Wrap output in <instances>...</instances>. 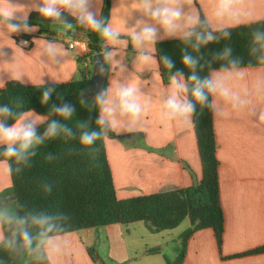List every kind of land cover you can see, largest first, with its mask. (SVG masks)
Listing matches in <instances>:
<instances>
[{
  "label": "clouds",
  "instance_id": "1",
  "mask_svg": "<svg viewBox=\"0 0 264 264\" xmlns=\"http://www.w3.org/2000/svg\"><path fill=\"white\" fill-rule=\"evenodd\" d=\"M241 2L215 0L212 13L216 22L214 26L212 20L190 6L191 0H135L136 7L133 10L139 12L140 18L130 27L126 26L125 19L127 41L122 47L121 30L113 27L111 18L105 20L100 13L102 0H28L24 5L13 0H0V39H10L12 34L34 32L36 27L28 23V15L36 11L42 18L68 30L82 28L96 33L100 38L99 54L105 61H110L121 76L125 71L121 52L129 44L136 53L135 67L140 66L143 70L152 65L158 68L154 55L157 42L177 38L184 46L182 63L190 70V75L185 79L182 71L173 72L171 57H160L159 62L170 73L169 84L160 98L162 120L191 123L197 113V106L215 114L222 111L220 101H223L234 110H249L251 116H258V121L264 122V109L251 107L254 94L264 97V76L255 80L254 93L249 90L237 91L233 86L235 81L245 80L256 65L251 62L244 65L243 59L233 54L230 45H225L210 59L200 54L202 47L217 43L222 38L230 39V29L239 23ZM69 16L75 23L69 21ZM251 36L250 55L259 66H264V29H254ZM21 43L26 46L28 41ZM4 46L0 45V49ZM15 46L23 53L21 46ZM67 56L68 50L61 41L43 40L40 57L46 58L45 64H58L60 58ZM117 56L121 59H116ZM217 61L221 62V66L212 68V64ZM205 68L208 74L201 77L199 72ZM22 76L19 71L11 73V78L21 84L24 83ZM40 87L43 89L41 103L48 104L55 86L45 87V82L41 80ZM142 95L136 83L125 79H117L113 86L99 91L93 100L99 112L95 122L97 128L90 129L87 122L79 124L80 145L91 147L101 138H107L110 132L139 131L152 103L150 96L142 99ZM84 101L82 99L81 104ZM74 111V106L69 103L53 104L47 115H37L32 110L14 111L7 104L0 106V148L3 149L0 155L14 160L17 165L15 172L20 173L24 167H30V161L36 156L39 146L60 136H77L66 124L51 119L56 115L65 121L71 120ZM9 120L14 121L10 126L7 124ZM45 122V131L42 135L38 134V126ZM55 158L51 153L46 157L49 161ZM8 170L12 171L11 165ZM42 187L46 193H51V184L45 183ZM69 219L63 213L24 210L18 201L0 200V248L11 253L13 258L35 253L37 260L51 261L54 256L63 254L71 244L66 235Z\"/></svg>",
  "mask_w": 264,
  "mask_h": 264
},
{
  "label": "crops",
  "instance_id": "2",
  "mask_svg": "<svg viewBox=\"0 0 264 264\" xmlns=\"http://www.w3.org/2000/svg\"><path fill=\"white\" fill-rule=\"evenodd\" d=\"M13 2L24 5L28 0ZM214 2L191 0L190 6L199 10L202 16H207L215 26L212 16ZM135 7V0H110L108 20L111 18L113 27L121 30L122 47L127 41L125 19L126 26L130 27L140 18L139 12L133 10ZM240 13L239 23L235 27L264 20V0H242ZM71 38L80 42L77 49L79 58H85L84 72L87 73L88 68L92 71L86 57L84 30H72ZM10 39L17 46H20V39H28L30 45L21 47L22 53ZM10 39H0V45H5L0 49L3 53L0 56V88L8 81H15L11 78L13 71L23 74L24 85H40L41 80L45 84L64 83L80 78L77 56L62 39L55 40L63 43L68 56L60 58L58 64H45L46 58L40 57L43 40L47 39L37 36V28L30 34H12ZM171 39L177 38L162 41ZM135 55L130 44L121 52L125 67L121 76L110 61H105L108 74L105 89L113 86L117 79H125L140 87L142 99L149 96L152 99L139 131L121 130L119 133L111 132L114 137L104 138L118 199L188 187L201 178V162L192 122L167 121L160 117V98L167 89L169 79L166 83L162 81L156 65L143 70L140 66L135 67ZM121 57L117 56L116 59ZM261 76H264V66L256 67L245 80L235 81L234 89L254 93V82ZM252 99L251 107L264 109V97L254 94ZM220 104L222 111L212 113V120L218 161L219 200L224 218L222 244L219 252L211 229L196 231L186 242L185 256L180 264H264V253L230 258L264 246V122L258 121V116H251L247 109L234 110L223 101ZM10 184L7 163L0 160V192ZM127 226L111 224L66 233L71 244L63 254L54 256L51 261H40L32 253L24 264H94L87 252L88 248L95 250L98 264H105L102 254H98L100 250L111 260L125 264L138 256L149 255L147 250L159 246L150 247L141 243L137 253L130 256L125 241L129 231ZM139 239L143 240V236ZM159 250L152 255L160 254Z\"/></svg>",
  "mask_w": 264,
  "mask_h": 264
},
{
  "label": "trees",
  "instance_id": "3",
  "mask_svg": "<svg viewBox=\"0 0 264 264\" xmlns=\"http://www.w3.org/2000/svg\"><path fill=\"white\" fill-rule=\"evenodd\" d=\"M110 0H102L101 15L108 20ZM69 21H75L69 16ZM28 23L37 28V36L47 40L71 37L72 30L53 21L42 18L38 12L28 15ZM264 29V20L233 27L230 29V39H221L217 43H210L201 48L200 54L210 59L211 56L225 45H230L235 56L243 59L244 65L251 62L258 67L257 61L250 55L249 49L254 29ZM82 29V28H77ZM84 30V29H83ZM84 41L87 46L89 67L92 66V56L100 52V38L91 31L84 30ZM183 44L179 39L157 42L155 57L158 62L162 81L166 83L170 73L161 64L160 57L168 55L174 62L173 72L180 70L185 79L190 70L182 63ZM191 51V49H189ZM85 58H76L80 78L64 83L45 84V87L55 86L48 104L41 103L43 89L40 85H24L16 81H8L0 88V106L9 105L14 111L32 110L37 115H47L53 104L69 103L74 106V116L65 121L62 117L53 115L51 119L60 121L72 128L77 135L75 138L60 136L47 141L37 148L36 156L30 161V167H24L20 173L15 172L17 167L14 160L0 155V160L7 163L10 187L0 192V200L18 201L24 210L48 211L63 213L70 219L67 222L66 233L84 229L99 228L111 224L130 225L142 222L151 233L169 231L177 227L183 220L188 219L189 227L178 237L179 246L174 259L166 264H180L185 256L186 242L196 231L211 229L220 252L224 218L219 200V186L215 156L216 143L213 130L212 112L197 106V113L192 118L193 129L196 135L197 148L201 162V178L190 186L158 193L140 195L136 197L118 199L113 183L111 169L107 160L104 138L96 141L91 147H84L79 143L77 126L88 123L89 128L95 130L99 112L94 105L96 94L105 89L107 75L96 89L91 81L89 70L84 72ZM221 62L212 64L218 69ZM201 77L208 74L205 68L199 72ZM83 92V96L81 95ZM88 93V94H87ZM90 93L94 96H90ZM90 97V98H89ZM85 99L81 104V100ZM211 99V97L209 98ZM14 121L9 120L10 126ZM47 127L45 122L39 127L38 134H43ZM109 137H114L111 132ZM0 148V152H2ZM51 153L56 158L46 159ZM52 185L51 193H46L42 185ZM158 248L149 249L148 254L156 253ZM87 252L94 264L97 263L95 250L88 248ZM264 253V246L235 254L230 258L249 256ZM29 253L12 261L11 253L0 248V264H24Z\"/></svg>",
  "mask_w": 264,
  "mask_h": 264
},
{
  "label": "rangeland",
  "instance_id": "4",
  "mask_svg": "<svg viewBox=\"0 0 264 264\" xmlns=\"http://www.w3.org/2000/svg\"><path fill=\"white\" fill-rule=\"evenodd\" d=\"M88 70L90 69L88 68ZM90 96L92 97L94 95L90 93ZM187 227L188 219L183 220L174 229L161 233H151L147 231L144 223L142 222L132 223L128 225L126 228L127 230H129V233L127 232L125 241L128 249V254L130 256H133L135 253H137L138 246L140 247L141 243H145L150 247L153 245H159L156 246V248H160L161 253L156 255L149 254L138 256L137 259L129 260L125 264H166V261L171 262L174 259L179 246V242L177 244L175 243L178 240H176V237L178 238L179 235L182 234ZM140 236H143V240L139 239ZM98 254H102V259L105 264H120L117 261L111 260L108 256H106L103 250H100ZM167 257H169V259H167Z\"/></svg>",
  "mask_w": 264,
  "mask_h": 264
},
{
  "label": "water",
  "instance_id": "5",
  "mask_svg": "<svg viewBox=\"0 0 264 264\" xmlns=\"http://www.w3.org/2000/svg\"><path fill=\"white\" fill-rule=\"evenodd\" d=\"M106 75H107V67L102 55H100L99 53L93 55L92 71H91L90 79L96 85L97 90L100 89V85L106 78ZM17 258H13L12 261H15Z\"/></svg>",
  "mask_w": 264,
  "mask_h": 264
},
{
  "label": "built area",
  "instance_id": "6",
  "mask_svg": "<svg viewBox=\"0 0 264 264\" xmlns=\"http://www.w3.org/2000/svg\"><path fill=\"white\" fill-rule=\"evenodd\" d=\"M22 41H28V43H27V45L26 46H24V45H22ZM63 41H64V43L66 44V46H67V48L70 50V51H74V54L77 56V57H79V51H78V49H77V46H78V44L80 43L77 39H75V38H71V37H66V38H63ZM19 45L21 46V47H24V48H27L29 45H30V42H29V40L28 39H20L19 40Z\"/></svg>",
  "mask_w": 264,
  "mask_h": 264
}]
</instances>
